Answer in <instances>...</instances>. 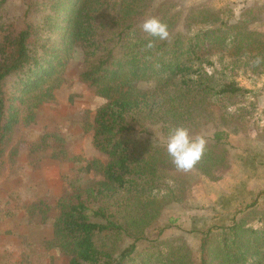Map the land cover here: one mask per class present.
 <instances>
[{
	"label": "trees",
	"instance_id": "16d2710c",
	"mask_svg": "<svg viewBox=\"0 0 264 264\" xmlns=\"http://www.w3.org/2000/svg\"><path fill=\"white\" fill-rule=\"evenodd\" d=\"M224 12L181 8L173 0H26L20 26L0 20V160L25 96L76 53L78 79L106 99L92 124V145L109 158L97 167L103 178L87 184L71 179L70 194L53 206L52 238L44 241L67 255L68 264H264V229L243 220L254 201L238 219L201 232L196 255L177 239L162 243L147 235L162 210L160 186L172 195L163 181L176 180L166 150L170 131L183 126L200 134L213 110L223 108L213 98L221 102L245 91L233 79L217 83L202 66L210 63L207 55L217 49L264 60V30L244 14L232 21ZM153 17L167 24V41L141 30ZM139 81L150 87L137 89ZM226 136L213 128L195 167L211 179L226 165Z\"/></svg>",
	"mask_w": 264,
	"mask_h": 264
},
{
	"label": "rangeland",
	"instance_id": "374dc122",
	"mask_svg": "<svg viewBox=\"0 0 264 264\" xmlns=\"http://www.w3.org/2000/svg\"><path fill=\"white\" fill-rule=\"evenodd\" d=\"M25 1L6 0L0 20L20 26ZM173 1L181 8L224 9L221 16L232 21L244 14L264 30V0ZM214 50L207 55L210 63L202 65L205 70L217 83L233 79L245 90L221 102L213 98L223 108L213 110V119L198 134L207 140L213 128L227 132L222 139L227 143L226 165L213 170V179L194 168L188 173L176 171L174 182L164 180L173 187L172 195L160 186L162 210L147 230L149 239L162 243L177 239L194 255L201 232L238 219L253 201L252 214L243 220L249 228L264 229V60L255 63ZM73 57L25 96L18 123L5 143L0 160V264H68L67 255L44 244L52 238L54 203L70 194L71 179L87 184L103 178L97 167L109 158L93 147L92 124L106 99L78 79L81 54ZM136 87L147 89L150 83L139 81ZM154 135L165 141L158 131ZM93 160L98 163L85 169Z\"/></svg>",
	"mask_w": 264,
	"mask_h": 264
},
{
	"label": "clouds",
	"instance_id": "9594fccd",
	"mask_svg": "<svg viewBox=\"0 0 264 264\" xmlns=\"http://www.w3.org/2000/svg\"><path fill=\"white\" fill-rule=\"evenodd\" d=\"M141 30L149 36L167 41L170 33L167 24L158 18H149L141 25ZM154 46L153 41H149L147 48ZM259 58L257 63H259ZM207 141L203 136H192L190 130L183 126L172 129L168 136L166 150L172 159V163L179 172L188 173L203 159L206 151Z\"/></svg>",
	"mask_w": 264,
	"mask_h": 264
},
{
	"label": "crops",
	"instance_id": "0c3cea01",
	"mask_svg": "<svg viewBox=\"0 0 264 264\" xmlns=\"http://www.w3.org/2000/svg\"><path fill=\"white\" fill-rule=\"evenodd\" d=\"M226 1V0H225ZM229 2H234V1H237V0H228Z\"/></svg>",
	"mask_w": 264,
	"mask_h": 264
}]
</instances>
